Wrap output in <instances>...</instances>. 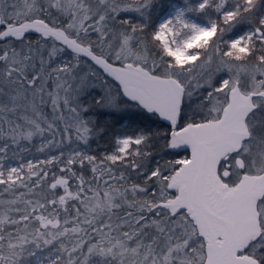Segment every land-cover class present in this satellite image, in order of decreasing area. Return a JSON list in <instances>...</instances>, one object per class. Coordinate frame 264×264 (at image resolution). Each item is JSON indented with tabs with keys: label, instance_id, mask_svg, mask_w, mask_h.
<instances>
[{
	"label": "snow or ice",
	"instance_id": "6c2138e0",
	"mask_svg": "<svg viewBox=\"0 0 264 264\" xmlns=\"http://www.w3.org/2000/svg\"><path fill=\"white\" fill-rule=\"evenodd\" d=\"M0 41V264H264V0H0ZM97 83L98 108L164 125L114 137L100 162L73 150L5 164L45 131L41 152L103 136L81 100ZM85 162L91 180L73 169ZM60 164V175L39 166ZM113 166L143 182L127 186Z\"/></svg>",
	"mask_w": 264,
	"mask_h": 264
},
{
	"label": "trees",
	"instance_id": "16d2710c",
	"mask_svg": "<svg viewBox=\"0 0 264 264\" xmlns=\"http://www.w3.org/2000/svg\"><path fill=\"white\" fill-rule=\"evenodd\" d=\"M176 1H182V0H157L158 3H169V2H176ZM160 9H154L153 11V23H155L157 16L159 15ZM54 15V12H53ZM121 15L127 19H130L133 23H140L141 17L138 13L135 12H127V13H121ZM45 18L47 19V14H45ZM212 18L215 19V13L212 14ZM207 18H205L206 20ZM250 28V25L243 24L237 26L236 29H234L230 33H226L224 36V40H230L236 37L237 35L242 34L244 31L248 30ZM26 39H29L30 41L34 42L38 40V35L31 34L26 37ZM93 39L95 40V34H93ZM13 44L17 45L19 44L18 41L13 40ZM0 45H5L4 42H1ZM67 56H71L70 50L66 53ZM59 56V55H58ZM58 56L56 58H58ZM55 58V59H56ZM56 61V60H55ZM58 64V62L56 63ZM226 73H220L216 79L218 80L220 76H226ZM110 79V78H109ZM204 91V90H201ZM90 90L86 94H84L81 98V100L85 104H92V109L87 114L92 119L96 120L98 124L102 125L105 128V133L103 136L93 138L90 140L88 145H84V147L87 149L89 155H93L97 158V162H100L104 158V154L108 153L109 151H112L115 148L114 144V137L124 135V134H132L137 127H144V126H151L153 128H157L161 125H164L165 122L159 121L155 118L152 119H145L144 115L137 112L135 109H129L124 112H112L106 109H100L97 106L94 105V98H98L99 96L103 95L102 89H95V95L93 97L90 96ZM2 143V141H0ZM77 143L70 144L66 146H62L56 151H63V153H67L70 149L76 150L79 148L77 146ZM24 141H21V146L15 148V160L16 162L22 164L23 160L29 156L32 155L37 160L40 156H46L47 153L50 152L49 148H45L43 152L39 151L41 145H36L35 143L27 145V148H24L23 146ZM21 148L25 150H21ZM54 151V152H56ZM164 156V159H175V158H185L190 155V150H176L174 152L165 151L162 153ZM159 158V157H157ZM86 167L81 169L79 164H76L73 166V169L77 171L78 174H83L85 176L86 180L92 179V172L90 170V166H87V162H85ZM42 167V165H39ZM48 167L51 171H55L57 175H60L59 173V167L58 166H44ZM43 167V168H44ZM114 167V171L117 176H119L121 171H125V175L127 177V186H130L132 183H142V178L138 177L134 172L131 170H125L123 168H118L116 166ZM51 178V176L49 177ZM115 183V182H114ZM123 183V182H120ZM117 186H119V183H117ZM155 191V188H150L149 190ZM127 211H133L134 215H136L135 209H128L126 206L119 210V215L123 216L126 214ZM147 215V214H146ZM151 218V217H150ZM115 222V218H114Z\"/></svg>",
	"mask_w": 264,
	"mask_h": 264
},
{
	"label": "rangeland",
	"instance_id": "374dc122",
	"mask_svg": "<svg viewBox=\"0 0 264 264\" xmlns=\"http://www.w3.org/2000/svg\"><path fill=\"white\" fill-rule=\"evenodd\" d=\"M175 3H182V1H176ZM243 34V33H242ZM235 38V37H234ZM37 41L38 40H36V41H34V42H32V41H30L29 39H26L25 40V44H27L28 42H31V44H32V46H33V48H36V47H39L40 45H38L37 44ZM14 46H16L15 44H13ZM3 47H5V45H0V48H3ZM21 47V45H20V43L17 45V50H19V48ZM50 50V48H49V45H44L43 46V54H44V56H45V58H47V52ZM66 53H67V51H65L64 53H60L59 54V56H58V58H56L55 60H54V62H53V66H55V64L58 62V64L59 63H62V62H70L71 60H72V55L70 56H67L66 55ZM89 64L91 63L90 61L88 62ZM77 71L81 74V75H83V74H85V73H87L88 72V64H85V63H82L81 65H80V67L77 69ZM101 89L99 86H98V83H97V86L96 87H92V88H90L89 90H90V96L91 97H93L94 95H95V89ZM55 90V85L54 84H52V82L51 81H49L48 82V84L46 85V92L47 91H54ZM82 98V97H81ZM45 100L46 101H48L44 106H42V112H43V115H44V117H46L49 121H51L52 120V117H53V113H52V107H51V104H50V101H49V99H48V97H47V95L45 94ZM66 114V113H65ZM57 123L59 124V128L60 129H62L63 128V124L62 123H60L59 121H57ZM42 127H45L46 128V124H43V122H42ZM4 128H5V130H7V125H4ZM120 136H122V135H120ZM49 138H51V133L50 132H48V131H45L44 132V134H43V136H41V135H37V136H35L34 138H33V140L31 141V142H27V141H24V143L25 144H23V146H24V148H27V145H29V144H33V143H35L36 145H44V144H46L47 143V141H48V139ZM55 140L57 141V142H59L60 140H61V136L59 135V134H57L56 136H55ZM76 142H78V141H76L75 140V135H74V133H73V138H72V143L71 144H74V143H76ZM2 143H3V141H2ZM67 145H70L69 143H68V141L65 139L64 140V143H63V145L62 146H66L67 147ZM61 146V147H62ZM77 146L79 147V148H77L76 150H78V151H83V152H85L86 154H88V151H87V149L84 147V144L83 143H81V142H79V143H77ZM15 148H16V146H13V149L12 150H10L9 151V153H8V156L10 157L9 159H7V160H5V164L6 165H9V166H16V167H18L19 165H21L20 163H18V162H16V160H15V157L13 158V151H15ZM57 149H59V148H51V147H49V150H50V152L49 153H47V155L46 156H40L37 160L34 158V156H32V155H29V156H27L24 160H23V162H22V164H27L29 161H31V162H33L34 164H39V161L40 160H45V159H50L52 156H58V155H60V150L59 151H56ZM54 151H56V152H54ZM71 151H73L72 149H70L69 151H67V153H64V158H66L67 156H68V154L71 152ZM114 151V149L112 150V151H109L108 153H106V154H112V152ZM106 154H104V155H106ZM89 155V154H88ZM45 165H42V168L44 167ZM60 166H62L63 167V164H60ZM58 167H59V165H58ZM27 170L25 169V172H26ZM17 194H19V193H17ZM4 199H8V198H10V197H8V196H5V197H3Z\"/></svg>",
	"mask_w": 264,
	"mask_h": 264
},
{
	"label": "water",
	"instance_id": "95a60500",
	"mask_svg": "<svg viewBox=\"0 0 264 264\" xmlns=\"http://www.w3.org/2000/svg\"><path fill=\"white\" fill-rule=\"evenodd\" d=\"M31 34H35V33H29V34L26 35V37H27L28 35H31ZM35 35H37V34H35ZM1 42H2V41H0V43H1Z\"/></svg>",
	"mask_w": 264,
	"mask_h": 264
}]
</instances>
